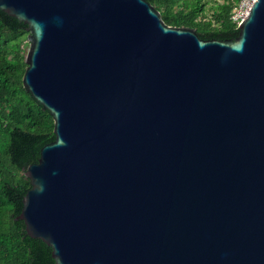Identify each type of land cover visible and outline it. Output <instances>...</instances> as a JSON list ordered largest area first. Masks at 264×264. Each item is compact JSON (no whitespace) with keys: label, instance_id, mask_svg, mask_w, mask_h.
Masks as SVG:
<instances>
[{"label":"water","instance_id":"water-1","mask_svg":"<svg viewBox=\"0 0 264 264\" xmlns=\"http://www.w3.org/2000/svg\"><path fill=\"white\" fill-rule=\"evenodd\" d=\"M54 120L18 217L52 264H264V0L236 40L146 0H0Z\"/></svg>","mask_w":264,"mask_h":264},{"label":"trees","instance_id":"trees-1","mask_svg":"<svg viewBox=\"0 0 264 264\" xmlns=\"http://www.w3.org/2000/svg\"><path fill=\"white\" fill-rule=\"evenodd\" d=\"M169 26L193 28L204 40H236L232 21L241 0H146ZM27 26L0 11V264H52V250L27 236L18 220L31 188L28 168L55 140L54 120L27 92L23 77ZM27 42V43H26ZM26 43V48H25Z\"/></svg>","mask_w":264,"mask_h":264},{"label":"built area","instance_id":"built-area-1","mask_svg":"<svg viewBox=\"0 0 264 264\" xmlns=\"http://www.w3.org/2000/svg\"><path fill=\"white\" fill-rule=\"evenodd\" d=\"M255 0H241L239 7L235 9L232 16V21L238 26L245 20L249 14L250 8L252 7Z\"/></svg>","mask_w":264,"mask_h":264},{"label":"rangeland","instance_id":"rangeland-1","mask_svg":"<svg viewBox=\"0 0 264 264\" xmlns=\"http://www.w3.org/2000/svg\"><path fill=\"white\" fill-rule=\"evenodd\" d=\"M207 2H211V3L209 4V6H211V5H213L214 0H207ZM26 43H27V42H26ZM26 43H25V45H24L25 48H26V46H27ZM28 48H29V47H28ZM27 51H28V49H27Z\"/></svg>","mask_w":264,"mask_h":264}]
</instances>
